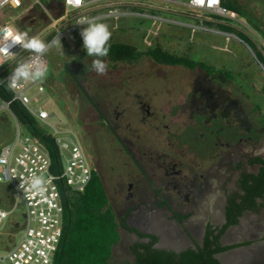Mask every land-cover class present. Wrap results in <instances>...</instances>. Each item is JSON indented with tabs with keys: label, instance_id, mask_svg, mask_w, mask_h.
<instances>
[{
	"label": "flooded vegetation",
	"instance_id": "1",
	"mask_svg": "<svg viewBox=\"0 0 264 264\" xmlns=\"http://www.w3.org/2000/svg\"><path fill=\"white\" fill-rule=\"evenodd\" d=\"M157 44L159 43L149 48ZM143 55L145 54L141 56ZM141 56L131 61H120L116 66L119 63H133ZM145 56L155 64L185 68L187 81L178 80L179 76L169 74L162 76L151 73L158 79H174L182 86V91L175 95L176 103L173 106L166 104L169 106L166 113L163 111L166 106L164 103L157 109L146 101L138 92L139 89L133 92L134 95L139 96L137 107L142 113L141 123L148 118H154L157 113L162 115L163 120H166L163 127L174 126V133L169 129L167 132L176 135V140H173L171 135H167L165 149H158L155 146L154 141L149 137L150 128H146L145 132H140L130 122H124L115 107L108 104L101 107L86 91L89 98L86 99L84 96L89 105L87 110L91 114L94 113V120L91 124L95 123L100 128L101 144L106 146L107 151H110L109 147L114 145L115 150L127 158L123 160V164L128 165L126 166L128 169H125L128 173L119 183L121 213L115 210L116 201L112 203L104 182L105 176L102 172L100 153L95 148L94 134L99 130L89 129L86 124H83V119L78 120L81 128L74 129L85 148L93 171L102 183L107 206L113 212L117 222L119 239L114 246L123 245V249L129 255V260L125 264L135 262L134 250H142L143 245H151L154 249L176 254L189 248L196 249L197 246L203 245L208 230H212V235L219 233L225 222L227 208H233L234 202H244L250 206L241 211L237 222L229 225L219 236L218 241L219 244L224 241L226 244H231L229 242L236 237L241 241L249 237L248 243L231 246L224 252L228 254V252L246 246L250 251V257L244 260L245 263L264 264L262 262L264 249L257 239L259 230L246 231L240 227L241 220L248 216L254 215L256 218L264 216L263 185L256 189L250 186L252 184L250 175L257 176L262 165L253 159L255 157L264 159V137L252 140L248 134L250 124L247 128L246 118L245 123L242 124L244 129L237 130L234 126L235 129L224 132L219 126L215 130L211 129L209 134H204L200 128L205 121L202 117L204 110L208 112L209 121L217 118L219 113H224L225 117L226 114L228 116L227 104L231 102L224 98V108L219 112L215 111V107L221 104L220 93H230V90L235 92L236 75H233L232 70L222 64L216 67L206 63L213 68L206 69L199 65L190 67L182 64L159 63L152 57ZM180 96L187 97L186 100L190 107L185 101L181 102L183 98ZM201 96L207 100L206 107L204 101L198 102ZM233 116L236 117V112ZM89 120L91 121V118ZM228 121L230 119H226V122ZM259 124L264 127L261 116ZM257 140L261 141V149L254 152L256 149L253 145L257 143ZM243 141L250 143L249 149L239 147ZM230 227H238L240 231L229 233ZM177 235L180 236L178 243H171L170 238ZM218 253L220 252L215 253L216 258ZM224 264H230L229 259Z\"/></svg>",
	"mask_w": 264,
	"mask_h": 264
},
{
	"label": "rangeland",
	"instance_id": "2",
	"mask_svg": "<svg viewBox=\"0 0 264 264\" xmlns=\"http://www.w3.org/2000/svg\"><path fill=\"white\" fill-rule=\"evenodd\" d=\"M42 1L46 2L48 0ZM228 1L234 4L240 11L237 13L238 19L244 23H248L252 28V30L247 31L249 38L244 37L245 35L229 26H226L229 30L225 28L224 31L233 32L237 38H227L223 34L207 30L192 31L187 26V24L191 23V19L184 15H177L166 10L150 11V9H153L151 6L166 5L157 1L122 0L114 2V4L120 5L125 12H134L133 14L120 15L115 13L107 15V9L98 7L95 8L93 13L103 15V18L96 20L109 25L112 35L108 43H128L134 45L139 50H146L154 44L159 43L163 49L174 54L185 55L216 67H220L222 64L224 67L230 68L233 75H236L235 92L230 90V93H220L222 98L221 104H217L215 107V111L219 112L224 108V98L231 102L227 104L229 117L227 114L225 117L224 113H219L217 118L209 121L208 112L204 110L202 117L205 121L202 127H200L201 131L204 134H209L211 129L215 130L219 126L222 127L221 130L224 132L235 129L234 126L237 127V130L244 129L242 124L245 123L244 120L246 118L247 128L250 124L248 134L252 140H256L264 137V127H261L259 124V117L264 114V53L260 50L264 51V30L261 28V25L264 27V24L261 23L260 16L256 17L254 14V8L249 6L244 0L242 3L239 0ZM257 2L261 5L259 10L263 11L264 1L258 0ZM169 5L174 11H184L186 9L182 5L170 3ZM31 12L32 9L23 10V12H21V9H4L2 16H0V22L3 20L12 21L18 29L19 23L22 24L24 31L19 30L23 32L25 37L29 38V36L38 31L46 23L44 12V16L41 17L42 20L36 18V15L31 16L33 14ZM144 14H152L165 19L169 18L175 21V23L161 22L158 24L156 22L154 24V26H157L155 34L147 35L148 28L152 26V20L145 17ZM16 15L17 20L14 21L13 17ZM261 17H264V14ZM75 44L79 47L75 54L66 53L65 51L59 52L60 48L58 45H54L49 49L47 52L49 59L47 72L43 79H39L45 88L46 94L38 96L41 101L43 99L46 100L45 108L54 111L56 117L61 119V126L79 130L81 125L78 123V120L83 119V124H86L89 129L99 130L98 133L94 134L95 148L100 153L102 172L105 176L104 182L112 203L114 204V201H116L115 210L121 213L122 201L119 197V183H121V179H124L125 174L128 173L125 170L128 165L123 164V160L125 161L127 158L117 152L114 145L109 147L110 151H107L106 146L101 144L102 136L100 128L95 123L91 124L94 120V113H89L87 110L89 105H87L83 94L79 93L78 88L63 73L64 66L67 64V67L77 78L80 85L101 107H105V104L115 107L116 112H120V115L123 117V121L130 122L140 132H145L146 128H150L149 137L154 141L158 149L166 148L165 141L167 135H171L172 139L176 140V135L171 133L174 126L163 127V123L166 120H163L162 115H158L157 113L154 118H148L141 123L140 118L142 113L137 107L139 96L134 95L133 92L135 89H139L138 92L143 95L146 101L150 105L157 107V109L163 103L165 105L169 103L173 106L176 103L175 95L177 92L182 91L181 84L174 79L155 78L151 73L162 76L164 74L179 76L178 80L187 81L185 77L186 73L184 72L185 68L155 64L145 55L133 63H119L116 68H110L107 59L103 57L102 59L108 67L107 71L103 75H100L90 70L93 57L86 55L85 50L81 46L82 41L75 40ZM32 93H35V89L28 92L29 95ZM188 97H190V94H188ZM180 98H183L181 102L185 101L190 107L189 102L186 100L187 97L180 96ZM200 101H204L206 107L207 100L201 96V99H198V102ZM168 107V105L164 107L163 111L165 113ZM235 112L236 117L233 116ZM90 118L91 121L89 120ZM226 119H230V121L226 122ZM156 124L157 126H155ZM230 124L232 125L230 126ZM14 129L12 117L7 112H0V145L11 138ZM167 129L171 132L168 133ZM221 134L224 135L223 132ZM82 138L83 140L85 139L83 136ZM249 145L250 143L243 141L239 147L249 149ZM253 148L256 149L254 152L260 150L261 141L257 140ZM114 191L116 192L114 193ZM0 199L2 201V205L0 206L4 208L11 207L12 190L7 183L0 182ZM12 216L21 224L22 219L20 211L17 208ZM235 229H238V232L240 231L239 228ZM19 236L18 229L9 230L7 225L2 227L0 229V252L5 246H11L12 243L17 242ZM179 237V235L172 238L169 237L170 242L173 244L178 243ZM123 248L121 244L113 246L107 264H125L129 260V255L126 254Z\"/></svg>",
	"mask_w": 264,
	"mask_h": 264
},
{
	"label": "built area",
	"instance_id": "3",
	"mask_svg": "<svg viewBox=\"0 0 264 264\" xmlns=\"http://www.w3.org/2000/svg\"><path fill=\"white\" fill-rule=\"evenodd\" d=\"M48 1L0 0V16L4 9H21L23 12L34 6L39 7L45 13L46 23L26 39L37 38L51 44L60 33L62 49L59 47V52L75 54L79 48L75 40L82 41L79 35V30L84 27L82 22L90 18H103V15L93 13L95 8L107 9V15L134 13L125 12L120 5L114 4L122 0ZM150 1L166 4L151 6L152 12L166 10L193 19L194 23L187 24L192 31L207 30L223 34L227 38H237L233 32H225L218 25L232 27L246 37H249L247 31L252 30L248 23L238 19L235 11L224 6L222 0ZM169 3L182 5L186 9L174 11ZM144 15L152 20L147 35L155 34L156 22L175 23L169 18ZM16 17L17 15L13 17L14 21L17 20ZM7 27H11L14 34L23 35L14 22H0V30ZM3 35V31H0V37ZM51 47L43 53H36L24 48L22 44L13 45L11 40L0 38V50L9 49L7 52L0 51V87L9 92V96L0 95V112H7L14 120L15 126L11 138L0 145V182L7 183L12 190L11 207L0 206V213L4 214L0 215V229L7 225L9 230L18 229L20 234L17 242L5 246L0 252V264H54L55 254L64 233L66 199L84 191L93 171L85 148L75 131L61 126V119L56 117L55 112L45 108L46 100L39 99L38 95L46 94L42 82L39 79H22L13 83L11 80L19 65L31 63L33 66L43 65L47 68V52ZM32 89H35V93L29 95L28 92ZM13 103L21 105L33 117L37 127L53 139L59 158L56 164L53 163L46 146L27 126L19 122L11 110ZM33 173L43 176L47 181L42 194L32 195L18 188L20 178H27ZM16 208L20 211L21 224L12 216Z\"/></svg>",
	"mask_w": 264,
	"mask_h": 264
},
{
	"label": "trees",
	"instance_id": "4",
	"mask_svg": "<svg viewBox=\"0 0 264 264\" xmlns=\"http://www.w3.org/2000/svg\"><path fill=\"white\" fill-rule=\"evenodd\" d=\"M222 4L236 11V13L240 12L230 2L223 0ZM32 12L31 16L36 15V18L42 20L41 17L44 16V13L39 7L34 6ZM218 26L222 30H225V28L229 30L224 25ZM18 27L21 31H24L22 24L19 23ZM108 44L110 50L105 58L110 68H114L120 61H131L145 54L159 63L182 64L190 67L199 65L206 69H213L204 62L173 54L163 49L159 44L146 50H139L128 43L112 42ZM63 73L67 75L86 99L89 98L77 78L67 67V64L64 66ZM0 95L6 97L9 96V92L0 87ZM11 110L19 122L27 126L46 146L53 163L56 164L59 159L58 153L50 135L39 129L33 117L18 103H13ZM261 118L264 125V114L261 115ZM253 161L260 162L262 165L257 176L250 175L252 180L250 186L256 189V187L263 185L264 189V159L255 157ZM242 197L245 199L244 196ZM0 205H2L1 199ZM248 206L250 205H246L244 202H234L233 208H227L225 222L222 224L219 233L212 235V230H208L202 246H197L196 249L189 248L176 254L154 249L151 245H143L142 250H134L135 262L133 264H220L215 257V253L222 252L231 246L219 244V236L229 225L237 222L238 215ZM64 219V233L55 254L54 264H107L112 253V247L119 239V232L114 214L107 206V198L102 183L94 171H92L90 181L84 191L66 199Z\"/></svg>",
	"mask_w": 264,
	"mask_h": 264
},
{
	"label": "clouds",
	"instance_id": "5",
	"mask_svg": "<svg viewBox=\"0 0 264 264\" xmlns=\"http://www.w3.org/2000/svg\"><path fill=\"white\" fill-rule=\"evenodd\" d=\"M84 27L79 30V35L82 39V48L88 57H93L90 65V70L96 72L97 74L103 75L107 71V64L102 59L108 56L110 45L108 41L111 38V31L109 25L97 21L95 18H90L82 22ZM4 35L0 38L4 40H11L13 45L22 44L26 49L33 50L36 53H43L52 45H58L62 49L59 34L51 44H46L44 41L31 38L26 39L25 35L19 33H13L11 27H7L3 30ZM0 51H9V49H2ZM47 68L43 65L33 66L31 63L19 65L13 72L11 80L13 83L19 80H38L43 79L46 75ZM47 181L43 176L36 175L33 173L31 176L20 178V183L18 185L19 189L23 192L31 193L32 195H39L45 191V184ZM0 215H4L0 213Z\"/></svg>",
	"mask_w": 264,
	"mask_h": 264
},
{
	"label": "crops",
	"instance_id": "6",
	"mask_svg": "<svg viewBox=\"0 0 264 264\" xmlns=\"http://www.w3.org/2000/svg\"><path fill=\"white\" fill-rule=\"evenodd\" d=\"M225 1L229 2L228 0H225ZM239 1L241 3L243 2V0H239ZM244 1L249 6L254 8V14L256 15V17L260 16V18H261L260 21L262 24H264V17H261L264 14V10L263 11L259 10V8H261V5L259 4V2H257L258 0H244ZM240 2H238V3L240 4ZM187 18H189V17H187ZM191 22L194 23L195 21L193 19H191ZM261 28L264 30L263 25H261ZM250 41H253V40H250ZM260 50L264 53V51L262 49H260ZM240 227L246 231H249L252 229H254V230L256 229V231L259 230V234L257 236L258 237L257 239L259 240V244L264 249V216L262 218H256L254 215L248 216L247 218H244L243 220H241ZM235 228H238V227H235ZM235 228L230 227L228 232L229 233L238 232V229H235ZM244 239L241 241L240 239H238V237H236L234 240L229 242L231 244H226L225 241L222 239L224 242L221 245L235 246V245L245 244V243L249 242L248 241L249 237L244 238ZM249 257H250V251L248 250V248H246V246H242L241 248H238L232 252H228V254H226L224 251H222V253L220 254V261L222 264H224L229 259L230 264H246L245 263L246 261H244V260H248ZM226 258H227V260H226ZM262 262H264V259Z\"/></svg>",
	"mask_w": 264,
	"mask_h": 264
},
{
	"label": "water",
	"instance_id": "7",
	"mask_svg": "<svg viewBox=\"0 0 264 264\" xmlns=\"http://www.w3.org/2000/svg\"><path fill=\"white\" fill-rule=\"evenodd\" d=\"M222 252H220V253H218L216 256H217V258H218V260L220 261V254H221ZM221 262V261H220Z\"/></svg>",
	"mask_w": 264,
	"mask_h": 264
}]
</instances>
